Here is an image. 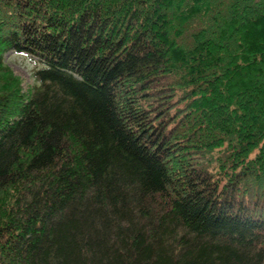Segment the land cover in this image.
Wrapping results in <instances>:
<instances>
[{
  "label": "trees",
  "instance_id": "trees-1",
  "mask_svg": "<svg viewBox=\"0 0 264 264\" xmlns=\"http://www.w3.org/2000/svg\"><path fill=\"white\" fill-rule=\"evenodd\" d=\"M0 77V264H264V0H0Z\"/></svg>",
  "mask_w": 264,
  "mask_h": 264
},
{
  "label": "rangeland",
  "instance_id": "rangeland-1",
  "mask_svg": "<svg viewBox=\"0 0 264 264\" xmlns=\"http://www.w3.org/2000/svg\"><path fill=\"white\" fill-rule=\"evenodd\" d=\"M3 64L9 70L10 74L19 81L24 93L38 86L34 78V72L42 68V65L35 57H31L25 53L17 54L12 51H7L3 54Z\"/></svg>",
  "mask_w": 264,
  "mask_h": 264
}]
</instances>
